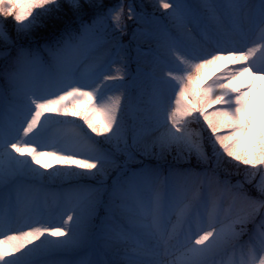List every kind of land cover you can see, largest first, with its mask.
Segmentation results:
<instances>
[{"label": "snow or ice", "instance_id": "1", "mask_svg": "<svg viewBox=\"0 0 264 264\" xmlns=\"http://www.w3.org/2000/svg\"><path fill=\"white\" fill-rule=\"evenodd\" d=\"M147 7L0 0V264H264V0Z\"/></svg>", "mask_w": 264, "mask_h": 264}, {"label": "rangeland", "instance_id": "2", "mask_svg": "<svg viewBox=\"0 0 264 264\" xmlns=\"http://www.w3.org/2000/svg\"><path fill=\"white\" fill-rule=\"evenodd\" d=\"M105 2L106 3H112V2L115 3V2H117V0H105ZM125 2H127V0H125ZM134 2L137 3V4H139V3L145 4L146 6H148L147 10L151 12V11L154 10L152 5H154L156 3V0H147V4H146L145 0H134ZM162 11L163 10L160 9L157 13L159 14ZM9 29L13 32V35H15L14 28H13V26L11 24L9 25ZM72 119H76L78 123L82 124V121H80L79 118H72Z\"/></svg>", "mask_w": 264, "mask_h": 264}, {"label": "trees", "instance_id": "3", "mask_svg": "<svg viewBox=\"0 0 264 264\" xmlns=\"http://www.w3.org/2000/svg\"><path fill=\"white\" fill-rule=\"evenodd\" d=\"M145 2H146V4H147V0H145ZM113 3V2H112ZM150 12V11H149ZM157 15H159L158 13H157Z\"/></svg>", "mask_w": 264, "mask_h": 264}]
</instances>
